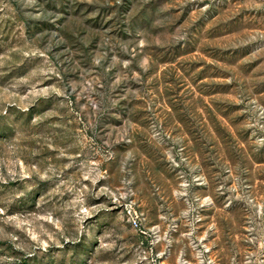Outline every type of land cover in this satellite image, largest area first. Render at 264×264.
<instances>
[{"label": "rangeland", "instance_id": "rangeland-1", "mask_svg": "<svg viewBox=\"0 0 264 264\" xmlns=\"http://www.w3.org/2000/svg\"><path fill=\"white\" fill-rule=\"evenodd\" d=\"M0 264H264V0H0Z\"/></svg>", "mask_w": 264, "mask_h": 264}]
</instances>
